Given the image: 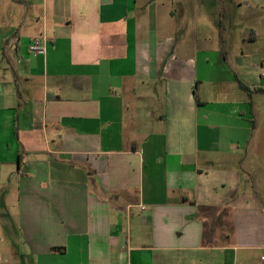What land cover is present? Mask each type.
Wrapping results in <instances>:
<instances>
[{
	"label": "crops",
	"instance_id": "0c3cea01",
	"mask_svg": "<svg viewBox=\"0 0 264 264\" xmlns=\"http://www.w3.org/2000/svg\"><path fill=\"white\" fill-rule=\"evenodd\" d=\"M160 3L0 0V264L264 263V0L233 51Z\"/></svg>",
	"mask_w": 264,
	"mask_h": 264
},
{
	"label": "rangeland",
	"instance_id": "374dc122",
	"mask_svg": "<svg viewBox=\"0 0 264 264\" xmlns=\"http://www.w3.org/2000/svg\"><path fill=\"white\" fill-rule=\"evenodd\" d=\"M158 1L161 6L159 11L155 13L154 21L157 23V30H152V35H158L160 40L165 39V44L175 46L176 43L180 44L179 47L185 46L186 52H189L190 42L194 38L195 27L201 29V35H204L206 28H218L219 20L222 21L221 27L225 28L223 39L231 49L237 50L241 47L242 38L245 37L246 27L243 21L234 14L223 15L219 17L214 16V9L218 8L222 3H226V0H152V3ZM158 10V9H157ZM174 17V20L172 19ZM218 24V25H217ZM155 27V26H154ZM159 27V28H158ZM175 29V32L173 31ZM208 31V29H207ZM213 108L216 105H212ZM257 135L264 137V114L261 113V117L258 119V133ZM263 156V155H262ZM261 164H263L261 160ZM1 180L3 178H0ZM256 185L261 189L264 187V167L255 176ZM2 187V184H0ZM5 188H0V207L2 205L3 193ZM0 210H2L0 208ZM4 211V212H2ZM0 212L7 213L6 210ZM206 222H209L207 220ZM201 255H199L200 257ZM202 255L201 257H203ZM260 264H264L259 261Z\"/></svg>",
	"mask_w": 264,
	"mask_h": 264
},
{
	"label": "built area",
	"instance_id": "2783aa9c",
	"mask_svg": "<svg viewBox=\"0 0 264 264\" xmlns=\"http://www.w3.org/2000/svg\"><path fill=\"white\" fill-rule=\"evenodd\" d=\"M46 42L47 38L45 36H36L30 41L28 50L35 54H45ZM261 259H264V256Z\"/></svg>",
	"mask_w": 264,
	"mask_h": 264
},
{
	"label": "trees",
	"instance_id": "16d2710c",
	"mask_svg": "<svg viewBox=\"0 0 264 264\" xmlns=\"http://www.w3.org/2000/svg\"><path fill=\"white\" fill-rule=\"evenodd\" d=\"M200 209H201V212H202L203 214L214 213L215 211H217V210H215L214 208H211V207H201ZM207 227H208L207 224L204 223V224H203V228H204V239H205V234H206V228H207ZM206 244H207V245H208V244H211L210 240H209V241L206 240Z\"/></svg>",
	"mask_w": 264,
	"mask_h": 264
}]
</instances>
